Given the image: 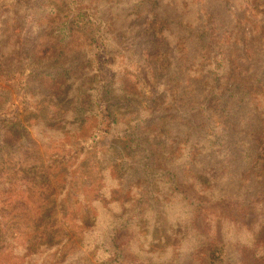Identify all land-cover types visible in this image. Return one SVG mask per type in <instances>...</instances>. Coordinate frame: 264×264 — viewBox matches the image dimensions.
Wrapping results in <instances>:
<instances>
[{
    "label": "trees",
    "instance_id": "16d2710c",
    "mask_svg": "<svg viewBox=\"0 0 264 264\" xmlns=\"http://www.w3.org/2000/svg\"><path fill=\"white\" fill-rule=\"evenodd\" d=\"M78 8L63 16L59 38L83 30L98 51L77 48L66 62L60 51L28 68L63 82L90 64L83 83L73 96L64 89L28 104L16 128L0 123V264H111L125 257L123 230L140 264H244L247 250L264 260V0ZM27 32L26 44L37 39V27ZM5 62L0 49L2 80L12 72ZM233 65L253 92L229 82ZM30 128L47 143L28 146L35 159L23 145ZM107 136L111 144L97 143ZM260 195L253 226L212 214L200 230L202 203L248 206Z\"/></svg>",
    "mask_w": 264,
    "mask_h": 264
},
{
    "label": "rangeland",
    "instance_id": "374dc122",
    "mask_svg": "<svg viewBox=\"0 0 264 264\" xmlns=\"http://www.w3.org/2000/svg\"><path fill=\"white\" fill-rule=\"evenodd\" d=\"M76 8L81 9L80 11L83 12V0H0V49L5 56L4 67L9 66L12 70L3 80L0 78V91H3L2 95L8 94L7 101L9 104H7L8 110L6 112L0 111V123L5 121L9 128H16L20 118L25 116L22 113L24 108L29 105L33 108L36 104L48 102V99L51 98L49 92L60 93L61 90L67 89V95L73 96L79 84L83 83V81L79 83L78 78L80 81L85 79L86 70L92 67V65L90 67V64H84V67L83 63L76 65L72 70L74 77H68V80H65L66 82H62V73L53 78L50 75L30 74L28 68L30 59L43 61L60 51H63V56L61 55L62 62L70 60L72 53L77 48H81L84 53L88 49L91 52L98 51L89 44L83 30H75L64 42L59 38L60 34L57 29L62 27L60 24L63 16L69 14L68 11L71 9H74L75 13L79 12V10L76 11ZM113 19L115 20V18ZM31 24L33 27L38 28L37 39L34 40V38L29 37L26 44L25 37L29 36L27 30ZM108 47L113 48L112 41ZM92 63L94 64V61ZM77 66H80V68H77ZM72 80L73 84L69 85ZM124 80L130 92L136 95L142 92V86L137 85L128 76H125ZM144 80L142 81L144 82ZM228 80L229 82L242 81L249 87L251 92L254 91L251 82L242 77L235 65L231 68ZM144 85L147 86L145 83ZM66 129L68 130V126ZM30 130L33 135L28 138L30 141H23V145L26 147L28 157L35 159L38 156V150L33 148L34 143L42 147L47 143L36 136L34 128H30ZM97 143L111 144L108 136L97 138ZM29 145L33 146L28 147ZM184 189L190 191L201 201L205 199L204 196L189 187H184ZM79 196L83 200V188L80 189ZM261 197V195L256 197L248 206H243L232 200L202 203L196 217L197 224L201 231L208 230L211 226L208 219L213 218L212 214H214L216 217L229 216L253 226L259 218L256 202ZM218 231L221 234V228ZM129 238L130 233L128 230L118 232L116 241L123 246L125 257L111 264H140L137 263L136 258L127 246ZM242 261L244 264H264V260L255 257L254 253L248 250L244 251Z\"/></svg>",
    "mask_w": 264,
    "mask_h": 264
}]
</instances>
